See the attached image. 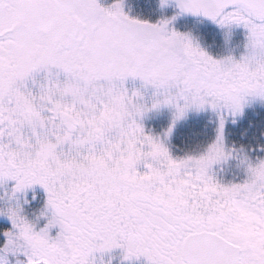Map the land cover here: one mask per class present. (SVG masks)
<instances>
[{"label":"snow or ice","instance_id":"snow-or-ice-1","mask_svg":"<svg viewBox=\"0 0 264 264\" xmlns=\"http://www.w3.org/2000/svg\"><path fill=\"white\" fill-rule=\"evenodd\" d=\"M0 264H264V0H0Z\"/></svg>","mask_w":264,"mask_h":264}]
</instances>
